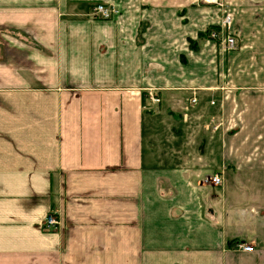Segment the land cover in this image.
Listing matches in <instances>:
<instances>
[{"label":"crops","instance_id":"1","mask_svg":"<svg viewBox=\"0 0 264 264\" xmlns=\"http://www.w3.org/2000/svg\"><path fill=\"white\" fill-rule=\"evenodd\" d=\"M187 1L0 0V264H264V0Z\"/></svg>","mask_w":264,"mask_h":264},{"label":"rangeland","instance_id":"2","mask_svg":"<svg viewBox=\"0 0 264 264\" xmlns=\"http://www.w3.org/2000/svg\"><path fill=\"white\" fill-rule=\"evenodd\" d=\"M187 4H188L187 7H189L191 10L198 9V8H201L202 10H204L205 12H203V15L208 14L207 13L208 10H209L210 15H218L219 16L218 17V24H220V26L223 27L221 34H220V37H222V39H224V36L226 34H228L226 31H231V33L236 34V37L238 36L237 30L234 29V27H233V22L231 24V28H229V29L227 27L223 26V21H224L226 14L231 13V5H232L231 0H218L217 3H212V2H209L206 0H192V1H187ZM187 20H189V19H187ZM214 28L215 27H213L211 29L208 28L207 29L208 31L205 30L204 32H201V34H200V37H203V38H201L198 42H200V41L204 42L205 40H212V41L216 42L215 44L217 45V47H216L217 50H215V47L212 50H211V48H209V50H211L210 56L208 54L203 55L202 61H201V65H202L201 69H202L203 73H215V74L227 73L230 71L229 69L231 67L228 63H226V57L228 56V53H230L232 50L237 49L238 45H237V48L230 50L224 44V42H223L224 40L212 38L210 36V34L212 31L216 30V28L215 29ZM192 40L193 39H190L189 41L193 44ZM215 44H214V46H215ZM237 44H238V40H237ZM195 45H197V42ZM217 52H218V55H217ZM197 65H198V61H195V65H192L191 67H190V64H188L187 70L192 72L193 66L196 67V69H197V67H198ZM234 71H236V70L234 69ZM153 94L155 96H157L159 98V101H160V96L157 95L156 90H154ZM159 101L153 102L150 99L149 95H147L145 107L147 109H149V108L151 109V110H147L148 113L154 112V110H156L154 112V115L158 118H161L163 111H158V108L160 106Z\"/></svg>","mask_w":264,"mask_h":264},{"label":"built area","instance_id":"3","mask_svg":"<svg viewBox=\"0 0 264 264\" xmlns=\"http://www.w3.org/2000/svg\"><path fill=\"white\" fill-rule=\"evenodd\" d=\"M212 3H217L218 0H206ZM93 13L99 17L102 18H109L113 15V8L111 6H109L108 4H106L105 2H97L94 7H93ZM231 24H232V14L231 13H227L224 21H223V26L227 27L228 29L231 28ZM223 27L220 26V30H214L211 32L210 36L212 38H217V39H221L224 40V44L227 46L228 49L232 50L237 48V37L235 33H231V31H226L228 34H226L224 36V39H222V37H220L221 31H222ZM150 99L153 102H157L159 101V98L157 96H155L152 92L150 94ZM191 103H196L197 102V97L192 96L190 99ZM216 128V127H215ZM207 182H210L212 184H216L219 185L222 183V177L219 174H214L213 176H209L208 178H206ZM59 224V219L56 216L55 212H50L43 224L42 227L45 231L48 230H52L57 228ZM239 248L243 249V250H248V251H252L253 250V245L251 244H246V243H240Z\"/></svg>","mask_w":264,"mask_h":264},{"label":"trees","instance_id":"4","mask_svg":"<svg viewBox=\"0 0 264 264\" xmlns=\"http://www.w3.org/2000/svg\"><path fill=\"white\" fill-rule=\"evenodd\" d=\"M211 28H213V27H210L209 29H211ZM215 28H216L217 31L220 30V26H219V28H217V27H215ZM215 28H214V29H215ZM207 31H208V30H207ZM193 47H194V45H193Z\"/></svg>","mask_w":264,"mask_h":264}]
</instances>
